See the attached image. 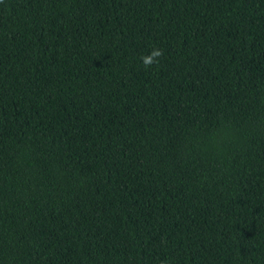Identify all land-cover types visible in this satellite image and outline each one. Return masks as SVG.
Returning <instances> with one entry per match:
<instances>
[{
	"label": "trees",
	"instance_id": "1",
	"mask_svg": "<svg viewBox=\"0 0 264 264\" xmlns=\"http://www.w3.org/2000/svg\"><path fill=\"white\" fill-rule=\"evenodd\" d=\"M0 264H264V0H0Z\"/></svg>",
	"mask_w": 264,
	"mask_h": 264
},
{
	"label": "clouds",
	"instance_id": "2",
	"mask_svg": "<svg viewBox=\"0 0 264 264\" xmlns=\"http://www.w3.org/2000/svg\"><path fill=\"white\" fill-rule=\"evenodd\" d=\"M163 56V50L160 48H154L150 55H144L142 56L141 62L145 67H150L153 65H159L160 64V58Z\"/></svg>",
	"mask_w": 264,
	"mask_h": 264
}]
</instances>
